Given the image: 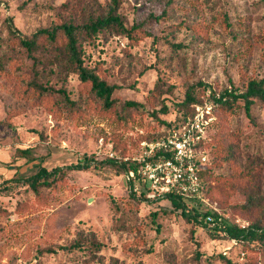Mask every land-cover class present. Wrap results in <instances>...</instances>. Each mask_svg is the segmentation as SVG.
I'll return each mask as SVG.
<instances>
[{
    "label": "rangeland",
    "instance_id": "1",
    "mask_svg": "<svg viewBox=\"0 0 264 264\" xmlns=\"http://www.w3.org/2000/svg\"><path fill=\"white\" fill-rule=\"evenodd\" d=\"M91 1L112 2L0 0V264H223L219 252L238 264L252 259L264 264V242L244 255L235 242L214 239L184 219L168 199L128 198L123 172L103 162L131 163L143 142L160 139L167 130L161 121L182 116L176 104L189 86L201 82L220 91L264 77V0H117L123 21L138 24L147 36L136 44L123 34L83 38V59L117 85L120 106L127 100L140 105L105 114L99 103L80 94L75 73L49 81L76 100L74 110L56 95L51 107L26 97L24 80L33 75L32 62L12 40L7 18L29 35ZM199 99L208 100L207 91ZM163 103L167 113L160 111ZM220 115L205 144L223 142L237 129L230 142L239 134V158L220 164L218 157L211 165L217 179L204 173L206 185L232 174L223 191L207 198L227 223L247 225L251 211L237 206L264 188V107L252 109L256 125L240 105ZM24 148H30L28 154L21 152ZM84 158H90L89 168L64 169L36 193L24 182L41 166L51 170ZM249 168L255 170L249 181L231 179ZM198 208L211 210L206 204Z\"/></svg>",
    "mask_w": 264,
    "mask_h": 264
},
{
    "label": "trees",
    "instance_id": "2",
    "mask_svg": "<svg viewBox=\"0 0 264 264\" xmlns=\"http://www.w3.org/2000/svg\"><path fill=\"white\" fill-rule=\"evenodd\" d=\"M64 8L66 7L64 6ZM6 22L12 40L17 43L18 47L25 51L26 56L32 62L31 70L33 75L30 79L24 80L23 92L26 97L31 96L45 107H51V105L54 104L53 95H56L59 97L62 105L67 107L68 110H74L77 104L76 100L69 96L68 91L63 86L56 87L49 81H51L52 77L58 80L61 79L64 74L75 73L79 79L80 94H84L88 96V98L99 103L105 114L116 113L118 108L122 111L123 108L137 107L140 105L138 102L127 100L120 106L114 95L117 85L101 77L94 68L88 67L83 59V38L91 39L102 32L107 35L123 34L128 37L130 42L136 44L143 36H147V32L142 30L138 24L133 23L129 26L123 21L122 15L118 10L117 0H112V2L105 4L91 1V3L86 4V6L74 8V12H70L63 21H57L51 26L38 28L29 35L22 34L15 28L11 18H7ZM13 65H17V62H13ZM197 87H202L198 93L195 92ZM205 91L208 93V100L206 101L212 104L213 113L215 115V121L212 123L211 127L212 129L217 124L216 120L218 121V119H220L221 111H231V109L238 107V105L242 107L245 116L251 123L256 125L252 116V109L254 106L264 107V77L248 78L245 86L242 88L230 84L220 91H217L211 85L207 89L206 85L199 82L198 85L189 86L184 93L183 100L176 104L178 110H184L182 116L174 119L172 122L161 121V123L167 127L164 135H166L172 127L182 124L186 118L193 113L195 104L203 103L200 101L199 95ZM168 110L167 104L163 103L160 111L167 113ZM156 113L158 112H152L156 120H159ZM236 131L238 132L239 130L236 129L230 134H226L223 138V142L217 140V138L203 145L209 149L208 152L205 149L207 165L203 168L205 174L208 172L209 178L217 179V176L214 175L211 170V165L215 164L218 157L220 164L223 162L231 163L239 158V134H236L235 138L230 142V138L234 136ZM29 150L30 148H24L21 149V152L28 154ZM33 159L34 158H32V160ZM103 162L115 164L124 175L129 173V171L132 172L134 176L137 175V166L128 161L117 162L112 158H106ZM90 164V158H84L81 162L64 167L56 166L51 170L41 166L35 173L25 178L24 182L36 193L41 187L51 186L56 181L57 177L63 174L64 169H87ZM254 172V168L242 170L233 175L231 179L249 181L253 178ZM231 175L224 177L223 180L217 181L216 184L205 185L203 195L207 197L214 190L223 191V186L232 182L227 180V177ZM127 183L129 188L128 198L137 199L138 197H142L150 202L164 198L168 199L173 208L179 211L184 219L196 224V226L205 228L214 239L226 240L227 242L234 240L236 245L241 246L239 253L241 251L244 255H247V252L254 253L256 251L257 242H264V188L253 191L252 193L250 192L244 203L237 206L244 211H251L253 215V217L250 218V222L241 227L238 222L227 223L223 220L220 213L211 210H199L198 207L201 204L197 199L193 202H187L176 194H167L164 198L148 199L146 195H139L133 190L131 181L127 180ZM3 190L4 188H0V194ZM111 200L113 201V199ZM188 203H192V206L189 207ZM114 204L115 207L118 208L115 202ZM207 214H211L214 217L216 222L214 226H208L207 222L203 219ZM152 215L155 217L157 214L153 212ZM219 217L220 220H218ZM61 248L67 249L65 246ZM200 255L201 253H196L197 257ZM217 256L223 264H238L230 255L226 256L223 255L222 252H219ZM255 261L256 260L252 259L249 264H256Z\"/></svg>",
    "mask_w": 264,
    "mask_h": 264
},
{
    "label": "built area",
    "instance_id": "3",
    "mask_svg": "<svg viewBox=\"0 0 264 264\" xmlns=\"http://www.w3.org/2000/svg\"><path fill=\"white\" fill-rule=\"evenodd\" d=\"M214 121L212 104L203 101L195 104L193 113L166 135L143 142L141 154L131 161L137 166V175L130 171L125 175L132 182L133 190L138 194L141 189L145 190L148 199L164 198L167 194L179 195L187 202L197 199L200 204L211 207V211L216 210L203 195L206 185L203 168L207 165L203 145L210 137ZM203 219L208 226L216 224L211 214Z\"/></svg>",
    "mask_w": 264,
    "mask_h": 264
}]
</instances>
